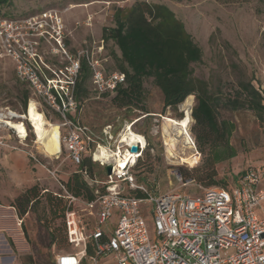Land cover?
I'll return each instance as SVG.
<instances>
[{"label":"rangeland","instance_id":"1","mask_svg":"<svg viewBox=\"0 0 264 264\" xmlns=\"http://www.w3.org/2000/svg\"><path fill=\"white\" fill-rule=\"evenodd\" d=\"M136 2H143L148 7L164 6L182 22L202 52L201 61L191 64L192 75L205 81L209 92L217 95L221 102L234 98L241 83L258 85L262 80L264 0H10L8 6L0 9V14L21 19L43 12L57 14L63 26L62 43L66 55L62 51L53 54L56 51L54 45L42 42L36 48L41 60L56 72L64 71L69 63L67 55L73 57L87 47L102 46L99 58L104 59L102 66L107 73L117 70L120 52L111 40H102V30L113 26L116 9L126 12ZM89 17L90 23L87 22ZM85 84L88 96L77 102L79 111L71 117L88 126L101 146L105 144L111 153L117 152L119 146L123 152L126 145L119 141L121 135L128 132L146 135L151 142V147L144 149L133 171L138 184L146 183L148 189L157 195L174 189L196 195L204 189L221 186L208 187L186 177L187 173L192 174L201 166L206 153L198 149L194 134L193 95L191 122L187 129L191 147L188 148L184 146L183 138L177 136L175 129L165 121L183 117L180 104L175 112L170 109L163 112L162 94L151 78L143 82L146 111L117 108L112 102L115 93L97 92L91 74ZM25 91H28V99L24 109L21 100ZM29 100L36 104L37 111L47 122L61 125L62 114L41 97L32 95L19 81L15 64L0 56V258L15 264H54L59 253L71 252L73 248L67 241H60L61 234H64L63 218L59 216L60 212L54 214L50 211L44 198L46 192L61 199L65 210H75L88 225V230L94 226L95 220L84 210L82 199L75 197L71 201L68 198L70 194L63 183L77 171V167L67 158L63 144L59 154L46 157L35 142L32 126L23 117ZM7 112L22 117L13 120L25 125L27 135L24 138H19L13 129L1 123ZM216 115L218 121L226 120L234 125L228 142L236 150L234 157L215 165L216 180H223L226 187H232L245 170L256 168L264 181V118H258L247 108L231 110L223 104L217 108ZM107 126L110 128L104 134ZM163 127L168 137L174 140V159L166 156ZM85 158H88L87 154ZM91 163L95 165L93 175L96 181L92 188L100 190L106 171L99 163L92 160ZM178 178L186 185L182 186ZM33 186L37 187L41 199L21 214L14 200ZM53 232L57 235L55 242L51 239Z\"/></svg>","mask_w":264,"mask_h":264},{"label":"built area","instance_id":"2","mask_svg":"<svg viewBox=\"0 0 264 264\" xmlns=\"http://www.w3.org/2000/svg\"><path fill=\"white\" fill-rule=\"evenodd\" d=\"M62 28L61 19L52 12L25 19L0 18V56L15 64L19 81L32 95L62 114L59 139L69 161L79 165L87 154L93 162L111 168L101 183L105 192L96 190L95 200L82 202L95 220L91 230L75 210L65 213L67 242L74 251L58 254L54 264H102L107 259L111 264H264V181L259 169L245 170L232 187L207 188L196 195L174 189L157 195L137 184L131 173L147 146L144 136V146L135 145V157L126 145L123 152L130 151V155L124 167L118 168L114 161H94L102 149L111 150L96 141L90 128L71 117L79 111L74 90L81 65H87L99 93L115 92L125 77L117 71L105 72L104 59L99 58L102 46L67 55L64 71L48 67L36 48L46 42L54 45L53 54L62 51L66 55ZM257 87L264 101V74ZM109 128L105 127L104 134ZM83 177L92 186L96 182L86 173ZM130 190L140 191L144 197L126 192ZM0 264L15 263L0 258Z\"/></svg>","mask_w":264,"mask_h":264},{"label":"trees","instance_id":"3","mask_svg":"<svg viewBox=\"0 0 264 264\" xmlns=\"http://www.w3.org/2000/svg\"><path fill=\"white\" fill-rule=\"evenodd\" d=\"M9 4L10 0H0V9ZM2 17L5 15L0 14V18ZM102 40H111L120 52L119 63L115 71L124 75L125 83L116 89L112 98L117 108L146 111L143 82L149 78L162 94L163 112L166 109L175 112L177 106L187 96H194L195 106L191 111V117L195 123L194 134L198 149L206 153L201 166L194 169L192 174L187 173L186 177L197 180L208 187L218 185L226 187L225 181L216 180L215 165L236 155V150L228 142L234 125L226 120L218 121L216 110L221 104L231 110L247 108L253 111L258 118L263 119L264 101L257 85L250 82L241 83L235 97L226 99L224 102H221L217 95L210 93L207 83L192 75L191 64L201 61V49L185 31L182 22L177 20L173 13L164 6L148 7L143 2H136L126 12L121 8L116 9L113 15V26L103 28ZM89 76L90 71L87 65L82 63L74 90L76 102L88 96L85 83ZM27 99L28 91H25L21 100L24 109ZM144 138L148 149L151 147V142L146 135ZM140 160L141 157L132 167V175ZM76 167L77 171L63 183V186L74 197L91 202L96 199L95 191L98 189L90 187L83 174L86 173L89 179L94 180L95 165L91 163L89 156L88 158L83 156ZM103 169L105 170V167ZM141 185L148 189L146 183L142 182ZM148 191L153 193L150 189ZM104 192L105 189L101 186L98 194ZM126 192L139 198L144 197L140 191ZM44 198L51 212L54 214L60 212L59 216L63 218L64 233L61 234L60 241L66 242L63 217L65 207L62 206V200L53 197L48 192ZM40 199L41 195L38 194L37 187L33 186L17 196L14 204L19 207L21 214H25ZM51 239L53 242L57 241L55 232L51 234ZM91 252L89 249V253Z\"/></svg>","mask_w":264,"mask_h":264},{"label":"bare ground","instance_id":"4","mask_svg":"<svg viewBox=\"0 0 264 264\" xmlns=\"http://www.w3.org/2000/svg\"><path fill=\"white\" fill-rule=\"evenodd\" d=\"M192 96H187L184 101L179 105L180 111L183 113V117L179 120L165 119L166 122L170 123V126L173 127L176 131L177 136H180L184 140V146L190 148L191 142L188 136V126L191 122L190 110L193 106ZM36 104L29 100L28 106L26 108V112L24 113V119H27L32 126L33 133L35 135L36 143L42 150V154L46 157H51L59 154L61 150V141L59 139V126L56 124H51L47 122L44 116L37 111ZM4 120H1L5 126L10 129H13L16 135L19 138H24L27 135V129L25 125L21 121H14L13 119H21L22 117L13 112H7L2 116ZM123 132V131H122ZM163 140L165 142V153L167 158H175L174 155V140L173 138H169L165 127L162 128ZM171 136V135H170ZM120 144H125L128 147L136 145V143H140L144 146L145 140L140 135H136L134 133H126L121 135ZM122 146V145H121ZM129 153H124L120 150L118 146L117 152H108L105 150H101V154L96 153L94 157V161L96 162H109L114 161L118 168L124 167L126 164L127 156ZM135 157V154L130 155Z\"/></svg>","mask_w":264,"mask_h":264},{"label":"crops","instance_id":"5","mask_svg":"<svg viewBox=\"0 0 264 264\" xmlns=\"http://www.w3.org/2000/svg\"><path fill=\"white\" fill-rule=\"evenodd\" d=\"M85 156V155H84ZM73 164V163H72ZM74 165V164H73ZM75 166H77V165H75ZM105 171H106V169H105ZM105 173H107V172H105ZM85 179V178H84ZM86 182H87V180H85ZM87 184L90 186V187H92V185H90L88 182H87ZM65 188V187H64ZM66 190V189H65ZM67 192V191H66ZM68 193V192H67ZM70 194V193H69ZM69 196H71V197H73V198H75L73 195H69ZM69 196H68V198H69ZM78 198V197H77ZM81 199V198H80ZM81 202H88V201H85V200H83L82 199V201ZM69 210H73V209H67V210H65V212H64V217H65V213L67 212V211H69ZM95 223V222H94ZM86 226H87V228H88V225L87 224H85ZM64 226H65V221H64ZM93 228V227H92ZM91 228V229H92ZM90 229V230H91ZM65 230H66V228H65ZM72 251H74V249H72ZM71 251V252H72ZM61 253H63V252H61ZM60 254V253H59ZM112 263V261H111V259H107V260H104V261H102V264H111Z\"/></svg>","mask_w":264,"mask_h":264},{"label":"water","instance_id":"6","mask_svg":"<svg viewBox=\"0 0 264 264\" xmlns=\"http://www.w3.org/2000/svg\"><path fill=\"white\" fill-rule=\"evenodd\" d=\"M130 151L132 153H136L137 152V147L135 145L131 146L130 147ZM105 169H106L107 174H110L111 168L109 166H106Z\"/></svg>","mask_w":264,"mask_h":264}]
</instances>
